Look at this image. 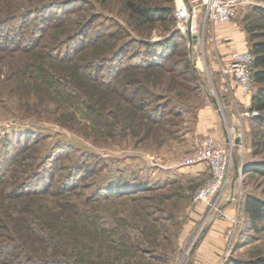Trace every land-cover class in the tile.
I'll return each instance as SVG.
<instances>
[{"label": "rangeland", "instance_id": "374dc122", "mask_svg": "<svg viewBox=\"0 0 264 264\" xmlns=\"http://www.w3.org/2000/svg\"><path fill=\"white\" fill-rule=\"evenodd\" d=\"M181 1L0 0V264L264 257V229L249 230L241 208L264 199V176L250 171L264 161V127L238 116L250 108L231 109L229 142L215 141L231 151L224 186L198 199L210 169L183 164L212 139L205 115L222 116L226 60L203 13L180 30ZM239 1L241 22L264 7Z\"/></svg>", "mask_w": 264, "mask_h": 264}, {"label": "built area", "instance_id": "2783aa9c", "mask_svg": "<svg viewBox=\"0 0 264 264\" xmlns=\"http://www.w3.org/2000/svg\"><path fill=\"white\" fill-rule=\"evenodd\" d=\"M240 4L239 0H182L181 3L177 2L175 9L178 27L181 31L194 29L195 22L202 13L205 22L220 25L228 24L237 16ZM253 62L254 56L249 50L233 51L225 64L220 66L219 72L224 79L234 81L244 95H248L252 90ZM257 115L259 112L251 109L238 113V116L244 119L246 117L254 118ZM233 117L236 118V115ZM233 129L232 127L228 128L227 133L231 134ZM242 137L241 132L234 136L240 148H243L241 145ZM231 144L233 145V142ZM230 152L229 146H220L213 139H208L196 154L184 161L185 166L205 162L210 169L211 178L199 191L198 199L215 193L217 189L225 185L230 165Z\"/></svg>", "mask_w": 264, "mask_h": 264}, {"label": "trees", "instance_id": "16d2710c", "mask_svg": "<svg viewBox=\"0 0 264 264\" xmlns=\"http://www.w3.org/2000/svg\"><path fill=\"white\" fill-rule=\"evenodd\" d=\"M131 7L135 13L146 18L151 17L149 10L133 4H131ZM249 14L255 15L256 18L251 17L252 15ZM249 14L248 18L247 16L244 18L243 24L248 32L250 52L254 56L252 84L255 86V92L251 95L252 103L250 109L259 112L260 117L254 119L258 125L264 127V39H262L264 36V7L259 5L252 7ZM161 17L163 19L165 18V16ZM10 33L12 34V32ZM30 42V45L32 46L33 41L30 40ZM256 137L257 134H254V142L252 143V146L254 147L253 153L258 155L262 151V147L260 146L261 141L257 142L255 140ZM250 171L259 174L260 176H264V161L252 164ZM37 193L40 192L35 191L31 193V195L33 196ZM241 208L244 213L243 221L248 226L249 230L256 232L264 229V199L262 200L257 196L248 195V197L242 201ZM40 262L41 263L39 264H50V262ZM236 264H264V257H258L254 260H249L248 262L236 261Z\"/></svg>", "mask_w": 264, "mask_h": 264}, {"label": "crops", "instance_id": "0c3cea01", "mask_svg": "<svg viewBox=\"0 0 264 264\" xmlns=\"http://www.w3.org/2000/svg\"><path fill=\"white\" fill-rule=\"evenodd\" d=\"M210 26L209 40L212 41L215 47V57L217 60H228L229 55L233 51H244L250 48L248 32L246 31L243 22L232 20L228 22V24L220 25L212 23ZM220 79L217 90H219L221 95L225 96L223 104L221 105V108L224 111H222L221 116L214 111L213 107L212 112L205 115L208 116V119L203 122V125L205 131L209 133L214 141L225 145L228 141V134L225 131L224 124V120L227 122L229 118L227 114H230V110L234 107H239L241 109L250 108L252 101L251 94L245 96L242 95L239 86H237L234 81L224 79L223 77ZM247 121L248 120L245 119L239 122H243L246 127V125L248 126ZM233 210L230 211V213H233ZM221 231H223V229Z\"/></svg>", "mask_w": 264, "mask_h": 264}]
</instances>
